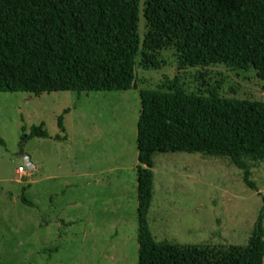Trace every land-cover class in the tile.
Masks as SVG:
<instances>
[{"label":"rangeland","instance_id":"obj_1","mask_svg":"<svg viewBox=\"0 0 264 264\" xmlns=\"http://www.w3.org/2000/svg\"><path fill=\"white\" fill-rule=\"evenodd\" d=\"M143 9L141 0V44L148 30ZM155 62L144 64L140 50L136 90L0 92V264H138L140 91L178 86L190 94L216 91L264 102L263 82L252 67L181 70L174 46L156 52ZM41 126L48 138L32 135ZM21 150L37 169H27ZM153 161L148 222L156 242L248 245L264 207V161L248 160L255 190L225 158L176 152L156 153ZM20 166L27 171L22 177Z\"/></svg>","mask_w":264,"mask_h":264},{"label":"trees","instance_id":"obj_2","mask_svg":"<svg viewBox=\"0 0 264 264\" xmlns=\"http://www.w3.org/2000/svg\"><path fill=\"white\" fill-rule=\"evenodd\" d=\"M140 13L141 0H0V92L136 90L140 50L144 64L154 67L155 53L169 46L181 70L252 67L264 90V0H144L148 30L142 44ZM140 98L138 264H264V207L245 247L156 242L148 222L156 153L225 158L256 189L248 160L264 161V102L216 91L190 94L178 86L142 90ZM58 123L65 134L63 117ZM32 135L49 137L43 126ZM21 200L31 204L24 195Z\"/></svg>","mask_w":264,"mask_h":264},{"label":"water","instance_id":"obj_3","mask_svg":"<svg viewBox=\"0 0 264 264\" xmlns=\"http://www.w3.org/2000/svg\"><path fill=\"white\" fill-rule=\"evenodd\" d=\"M19 156L23 159L24 165L29 171H34L36 169L35 164L31 160V156L26 154L23 150L20 151Z\"/></svg>","mask_w":264,"mask_h":264},{"label":"built area","instance_id":"obj_4","mask_svg":"<svg viewBox=\"0 0 264 264\" xmlns=\"http://www.w3.org/2000/svg\"><path fill=\"white\" fill-rule=\"evenodd\" d=\"M17 174L22 177L27 174V171L23 166H20L17 170Z\"/></svg>","mask_w":264,"mask_h":264},{"label":"crops","instance_id":"obj_5","mask_svg":"<svg viewBox=\"0 0 264 264\" xmlns=\"http://www.w3.org/2000/svg\"><path fill=\"white\" fill-rule=\"evenodd\" d=\"M36 169H37V167H36Z\"/></svg>","mask_w":264,"mask_h":264}]
</instances>
